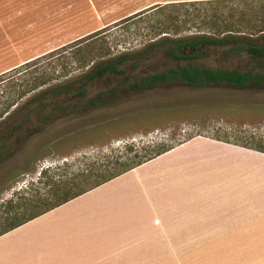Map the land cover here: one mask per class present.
<instances>
[{
  "label": "rangeland",
  "instance_id": "rangeland-1",
  "mask_svg": "<svg viewBox=\"0 0 264 264\" xmlns=\"http://www.w3.org/2000/svg\"><path fill=\"white\" fill-rule=\"evenodd\" d=\"M180 1L194 0H0V75L31 79L46 71L57 78L52 84L72 83L86 72L92 49L111 59L145 48L159 18L153 7ZM226 50L211 47L201 63L256 67ZM26 63V75L11 71ZM132 63L125 68L133 78L175 65L163 53L136 69ZM124 79L93 83L88 95ZM50 88L16 105L0 137L24 103ZM75 94L60 97L57 118L26 125L24 137L0 144V204L50 166L84 155L102 159L130 143L141 150L193 137L3 240L0 264H264V152L253 149L264 146V85L128 88L117 103L83 114L73 107ZM88 239L98 247L84 249Z\"/></svg>",
  "mask_w": 264,
  "mask_h": 264
},
{
  "label": "trees",
  "instance_id": "trees-1",
  "mask_svg": "<svg viewBox=\"0 0 264 264\" xmlns=\"http://www.w3.org/2000/svg\"><path fill=\"white\" fill-rule=\"evenodd\" d=\"M153 8H156L154 12L159 18L153 26V40L145 48L111 59H105V53L92 49L89 51L92 56L84 65L88 67L86 72L72 83L63 86L52 84L57 78L50 77L46 71L31 79L21 77L17 80H14L16 77L11 75L12 72L1 74L0 127L6 124L10 111L23 99L44 86L52 85V88L36 94L21 106V118L15 125H7L0 137V144L6 145L14 135L24 137L26 125L37 127L42 122L57 118V113L62 109L60 97L70 95L74 89L78 100L73 107L83 114L117 103L124 89L128 88L148 90L168 84L205 87L216 83L238 88L264 85V0L180 1ZM142 13L120 22L127 23ZM191 31L190 36L180 37L182 33ZM211 47L227 48V53L234 56L246 55L255 60L256 67L231 70L205 66L201 61L210 56ZM160 53L169 57L175 65L134 78L127 76V62L132 61L131 67L136 69L141 60ZM98 58L102 60L98 61ZM28 66L29 63H26L11 71L26 75L29 73ZM112 75L125 79L108 91L89 97L91 84ZM47 106L52 107L50 115L45 113ZM192 137L177 143L165 141L149 144L141 150L136 148L135 143H130L113 148L114 153L107 152L102 159H91L84 155L83 159L78 157L76 161H66L44 169L37 181L0 204V237L167 153ZM253 149L264 152V146Z\"/></svg>",
  "mask_w": 264,
  "mask_h": 264
},
{
  "label": "crops",
  "instance_id": "crops-1",
  "mask_svg": "<svg viewBox=\"0 0 264 264\" xmlns=\"http://www.w3.org/2000/svg\"><path fill=\"white\" fill-rule=\"evenodd\" d=\"M127 174V173H126ZM126 174H124V175H122V176H125ZM112 181H114V180H112ZM112 181H110V182H108V183H106V184H109V183H111ZM105 185V184H104ZM101 187H103V185L102 186H100V187H98V188H96V189H94V190H92V191H90V192H88V193H86V194H84V195H82V196H80V197H78V198H76V199H74V200H72V201H70V202H68V203H66V204H64V205H62V206H60V207H58V208H56V209H54L53 211H50V212H48V213H46V214H44V215H42V216H40V217H38L37 219H34V220H32V221H30V222H28V223H26L23 227H21V228H19V229H16V230H14V231H12V232H9L7 235H5V236H2V237H0V245L2 244V241L3 240H5V239H8L9 237H11V235H13V234H16V233H22L24 230H26L30 225H33V223H36L38 220H40L41 218H43V217H45V216H47V215H50V214H52V213H56L57 211H59V210H61V209H63V208H65V207H67L68 205H70V204H72V203H74V202H76V201H79L80 199H83L84 197H86L87 195H89L90 193H93L94 191H96V190H99ZM95 241H92V240H87V244L85 245V247H84V249H86V248H89V247H91V248H93V246L94 245H97V247H98V242H96V243H94Z\"/></svg>",
  "mask_w": 264,
  "mask_h": 264
},
{
  "label": "bare ground",
  "instance_id": "bare-ground-1",
  "mask_svg": "<svg viewBox=\"0 0 264 264\" xmlns=\"http://www.w3.org/2000/svg\"><path fill=\"white\" fill-rule=\"evenodd\" d=\"M261 156H264V154L263 155H261ZM259 160V162L262 164V165H264V158H260V159H258ZM24 226V225H23ZM22 226V227H23ZM21 228V227H20ZM19 229V228H18ZM8 234V233H7ZM7 234H5V235H7ZM5 235H3V236H5ZM2 237V236H1Z\"/></svg>",
  "mask_w": 264,
  "mask_h": 264
}]
</instances>
